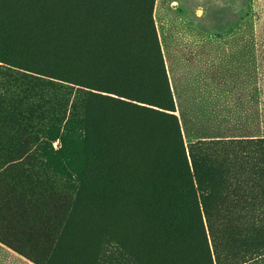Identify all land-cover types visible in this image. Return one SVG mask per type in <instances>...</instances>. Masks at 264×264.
<instances>
[{"label": "trees", "instance_id": "1", "mask_svg": "<svg viewBox=\"0 0 264 264\" xmlns=\"http://www.w3.org/2000/svg\"><path fill=\"white\" fill-rule=\"evenodd\" d=\"M30 1L51 4L63 24L48 12L29 21L25 0L14 14L0 2V176L17 175L5 186L56 199L61 213L98 205L120 223L119 240L97 232L78 242L92 246L90 264H264V139L193 140L152 19L154 64L133 81L118 68L121 82L101 83L76 66V0ZM123 52L126 70L139 65ZM177 108L183 134L169 114ZM60 137L90 153L86 173L56 175L65 172L52 148Z\"/></svg>", "mask_w": 264, "mask_h": 264}, {"label": "rangeland", "instance_id": "2", "mask_svg": "<svg viewBox=\"0 0 264 264\" xmlns=\"http://www.w3.org/2000/svg\"><path fill=\"white\" fill-rule=\"evenodd\" d=\"M2 1L10 3L9 14L22 10L18 0ZM25 1L29 21L48 12L51 22L63 24L51 4ZM69 13L79 46L76 66L99 76L98 82H121L115 78L118 68L133 81L145 74L141 68L154 64L152 19L165 74L176 107L190 122V136L264 139V0H190L159 13L157 0H76ZM125 46L139 64L127 70ZM179 110L169 114L176 116L183 134ZM170 124L165 122L169 129ZM52 148L65 168L56 175L90 169L86 150L61 137ZM16 179L15 173L0 176V264H90L92 246L81 251L78 242L97 232L121 238L123 226L103 219L98 205L90 213L77 208L61 213L56 199L44 202L37 193L5 186Z\"/></svg>", "mask_w": 264, "mask_h": 264}, {"label": "crops", "instance_id": "3", "mask_svg": "<svg viewBox=\"0 0 264 264\" xmlns=\"http://www.w3.org/2000/svg\"><path fill=\"white\" fill-rule=\"evenodd\" d=\"M184 1H190V0H157V12H161L164 10H166V8H168L170 5L175 8L177 6H179V4L181 2ZM232 1V0H231ZM235 2H237L238 0H233ZM244 1V0H242Z\"/></svg>", "mask_w": 264, "mask_h": 264}]
</instances>
